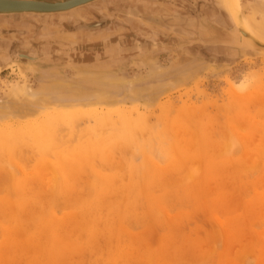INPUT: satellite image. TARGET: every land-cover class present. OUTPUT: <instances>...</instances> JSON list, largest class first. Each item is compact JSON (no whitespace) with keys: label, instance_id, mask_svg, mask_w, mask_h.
Here are the masks:
<instances>
[{"label":"rangeland","instance_id":"rangeland-1","mask_svg":"<svg viewBox=\"0 0 264 264\" xmlns=\"http://www.w3.org/2000/svg\"><path fill=\"white\" fill-rule=\"evenodd\" d=\"M254 2L242 0L241 15L264 39V5ZM222 6L221 0H100L71 14L0 15V264H103L123 249L131 255L124 264H264V54L203 43L232 37L236 26ZM139 12L164 23L137 18ZM138 41L156 46L127 50ZM91 108L122 116L113 114L102 125L84 116L60 120L39 146L19 133L45 114ZM131 108L138 114H129ZM123 116L129 123L140 119L127 146L117 130ZM12 134L4 155L1 136ZM86 148L90 164L60 169ZM163 148L172 158L162 156ZM142 164L152 169L148 185L131 174ZM107 177L114 191L107 202L118 209L109 223L115 232L98 219L101 232L88 245L90 223L77 220L80 210L72 201ZM132 182L138 188L128 197ZM64 199L75 208H65ZM51 210L62 219L57 229L72 249L48 255L43 228ZM37 212L45 213L39 228L29 222Z\"/></svg>","mask_w":264,"mask_h":264},{"label":"bare ground","instance_id":"bare-ground-1","mask_svg":"<svg viewBox=\"0 0 264 264\" xmlns=\"http://www.w3.org/2000/svg\"><path fill=\"white\" fill-rule=\"evenodd\" d=\"M106 1V0H105ZM149 1V0H148ZM162 1V0H161ZM211 1V0H210ZM254 1V0H253ZM261 1H263V3H264V0H261ZM139 2V1H138ZM168 2V1H167ZM177 2V1H176ZM242 0H221V3H222V7H223V9L226 11V12H231V13H233L234 15H235V20H236V22L238 23V24H242V22L240 21V20H238V17H237V13H239V11L238 10H240L241 9V7H242ZM105 3V2H104ZM109 3H110V1H109ZM210 3V2H209ZM212 3V2H211ZM255 3V2H254ZM154 4V3H153ZM171 4V3H170ZM247 5V4H246ZM126 7H127V5H125ZM251 6V5H250ZM258 6V5H257ZM260 6V5H259ZM92 7V6H91ZM134 7V6H133ZM215 7V6H214ZM247 7V6H246ZM117 8V7H116ZM159 9H160V7H158ZM180 8V7H179ZM84 9V8H83ZM90 9V8H89ZM247 9V8H246ZM86 10V9H85ZM115 10V9H114ZM122 10V9H121ZM126 10V9H125ZM130 10V9H129ZM165 10H166V8H165ZM252 11V10H251ZM250 11V12H251ZM254 11V10H253ZM136 12H137V10H136ZM72 13V12H71ZM70 13V14H71ZM173 13V12H172ZM260 13V12H259ZM69 14V13H68ZM93 14V13H92ZM157 14V13H156ZM240 14H241V10H240ZM84 15V14H83ZM171 15V14H170ZM244 15V14H243ZM208 16V15H207ZM206 16V17H207ZM74 18V17H73ZM138 18V17H137ZM140 18V17H139ZM243 18V17H242ZM72 19V18H71ZM173 19V18H172ZM197 19V18H196ZM42 20V19H41ZM113 20V19H112ZM193 20V19H192ZM248 20V19H247ZM165 21H167V20H165ZM171 21V20H170ZM180 21H182V20H180ZM195 21V20H194ZM244 21V20H243ZM246 21V20H245ZM245 21H244V23H245ZM254 21V20H253ZM205 23V22H204ZM232 23V22H231ZM253 23V22H252ZM65 24V23H64ZM192 24V23H191ZM198 24V23H197ZM157 25V24H156ZM155 25V26H156ZM184 25V24H183ZM208 25V24H207ZM245 25H246V23H245ZM263 25V24H262ZM171 26V25H170ZM188 26V25H187ZM190 26V25H189ZM192 26H193V24H192ZM248 26V25H247ZM255 26V25H254ZM254 26H253V28H254ZM199 27V26H198ZM258 27V26H257ZM260 27V26H259ZM259 27H258V29H259ZM160 28V27H159ZM229 28V27H228ZM248 28V27H247ZM252 28V27H251ZM149 29V28H148ZM185 29H188L187 27L185 28ZM223 29V28H222ZM119 30V29H118ZM150 30V29H149ZM157 30V29H156ZM163 30V29H162ZM194 30V29H193ZM232 30V29H231ZM245 30V29H244ZM263 30V29H262ZM152 31V30H151ZM155 31V30H154ZM246 31V30H245ZM256 31V30H255ZM259 31H260V29H259ZM212 32V31H211ZM210 31H209V33L210 34H213V33H211ZM243 32V31H242ZM247 32V31H246ZM196 33V32H195ZM256 37H258V38H261V37H259L258 35H256V33H254V32H252ZM258 33V32H257ZM164 34V33H163ZM165 34H166V31H165ZM173 34V33H172ZM206 34V33H205ZM242 35H243V33H241ZM119 35H121V34H119ZM183 35V34H182ZM197 35V34H196ZM200 35V34H199ZM122 36V35H121ZM145 36V35H144ZM153 36H154V34H153ZM119 37V36H118ZM139 37V36H138ZM162 37V36H161ZM233 37H235L234 35H233ZM177 38V37H176ZM103 39V38H102ZM119 39V38H118ZM189 39V38H188ZM240 39H242V36L240 37ZM262 39V38H261ZM203 40V39H202ZM123 41V40H122ZM129 41V40H128ZM157 41V40H156ZM168 41V40H167ZM181 41V40H180ZM120 42V41H119ZM155 42V41H154ZM163 42V41H162ZM165 42V41H164ZM106 43V42H105ZM125 44V43H124ZM173 44V43H172ZM104 45V44H103ZM113 45V44H112ZM139 45H141V44H139ZM195 45H197V44H195ZM199 45V44H198ZM165 47H167V46H165ZM172 47V46H171ZM153 48V47H152ZM196 48H197V46H196ZM120 49V48H119ZM113 50V49H112ZM247 50V49H246ZM114 51V50H113ZM110 52V51H109ZM252 53V52H251ZM115 54V53H114ZM111 55V54H110ZM124 55V54H123ZM257 55V54H256ZM109 57V56H108ZM118 57V56H117ZM262 58L264 59V57L262 56ZM16 85V83H13V86H15ZM7 88V87H6ZM254 91V90H253ZM231 93H233L232 91H231ZM235 93V92H234ZM235 97H236V94H235ZM257 100H258V98H257ZM264 102V101H263ZM119 112L120 111H117V110H108V109H105V110H98V109H96V108H91L90 110H87V111H84V112H82V113H78V114H73V115H65V113H63V112H57V113H50V114H45L46 116H45V118L43 119V122L42 121H40V122H38V123H36V124H34L33 126H31L30 128H28V129H26L27 131H21V132H19L20 134H28V137H30L31 136V138L38 144V146L39 145H41V144H43L44 142H45V140H46V138H45V134H47L45 131H47L49 128H52L53 126H55L57 123H59V121L60 120H65V119H71V118H73V117H79V116H84V117H91V118H93V120L95 121V122H97L98 124H100V125H102V124H105V123H107V122H109L110 121V123H111V116L113 115V114H115V115H118V116H122V115H120L119 114ZM129 114H133L134 113V115L135 114H138V112H137V110L135 109V108H131V109H129L128 111H127ZM125 116H123V117H120L119 118V122H118V126H119V128H117V130L119 129V135H120V138H121V141L122 142H124L125 144H126V141L127 140H130V138L133 136V134L132 133H134V130L136 129V132H139V128H141V127H139V124H140V119H139V122L137 121V120H135L136 122L134 123H129L128 121H129V119L128 118H124ZM133 116H131V118H132ZM136 117V116H135ZM134 118H132V119H130V120H132V121H134L133 120ZM136 119V118H135ZM121 121V122H120ZM72 122V121H71ZM138 122V123H137ZM143 123V122H142ZM65 124V123H64ZM97 124V125H98ZM112 125V124H111ZM142 125H144V124H142ZM57 126V125H56ZM115 126V125H114ZM114 126H112L113 128H114ZM103 127V126H102ZM139 127V128H138ZM115 130H116V128H115ZM261 131H263V130H261ZM15 133V132H14ZM19 133H17V134H19ZM11 134V133H10ZM16 134V135H17ZM135 134V133H134ZM161 134V133H160ZM16 135H5V136H1V137H3L2 138V141H3V149L5 150V148L4 147H7L6 148V151L4 152V155H5V153L6 154H8L7 153V151L9 150V149H12V148H10L11 147V145L14 143L13 142V140L15 139V137L14 136H16ZM51 135H52V133H51ZM136 135H137V133H136ZM50 136V135H49ZM53 136V135H52ZM193 136H194V134L192 135V138L191 139H193ZM54 137V136H53ZM116 137V136H115ZM138 137V136H137ZM56 138V137H55ZM119 138V137H118ZM157 138V137H156ZM22 139V138H21ZM49 139V138H48ZM19 140V139H18ZM32 140V141H33ZM52 140V139H51ZM109 140H110V138H109ZM17 141V140H16ZM27 141V140H26ZM47 141V140H46ZM53 141V140H52ZM55 141V140H54ZM256 141V140H255ZM258 141V140H257ZM18 142V141H17ZM20 142H21V140H20ZM29 142H30V139H29ZM35 142H33V143H35ZM91 142H92V140H91ZM106 142V141H105ZM114 142V141H113ZM129 143H130V141H128ZM127 142V143H128ZM136 142V141H135ZM180 142V141H179ZM190 141H188V142H186V144L188 143V145L190 144L189 143ZM23 143V142H22ZM24 143H25V141H24ZM27 143V142H26ZM25 143V144H26ZM46 143V142H45ZM52 143V142H51ZM50 143V144H51ZM97 143V142H96ZM146 143V142H145ZM171 143V142H170ZM181 143V142H180ZM50 144H47V145H50ZM90 144V143H89ZM118 144V143H117ZM131 144V143H130ZM9 145H10V147H9ZM30 145V144H29ZM46 145V144H45ZM46 145V146H47ZM96 144H94V146H95ZM128 144H126V146H127ZM136 145V144H135ZM173 145V144H172ZM192 146L190 147V148H193V146H194V144H193V142H192V144H191ZM259 145H260V143H259ZM262 145V144H261ZM37 146V145H36ZM43 146V145H42ZM46 146H45V148L44 149H46ZM50 146H53V145H50ZM94 146H93V148H94ZM99 146V145H98ZM104 146V145H103ZM106 146V145H105ZM96 147V146H95ZM100 147V146H99ZM50 148V147H49ZM89 148V147H88ZM101 148V147H100ZM169 148H171V147H169ZM168 148V149H169ZM36 149V148H35ZM42 149V148H41ZM44 149H43V152H44ZM92 149V148H91ZM95 149V148H94ZM167 149V148H166ZM165 149V151H164V148H163V151H162V156L165 158L166 156H167V158L168 157H170V158H172L171 156H172V151L171 150H166ZM174 149V148H173ZM258 149V148H257ZM51 150V149H50ZM87 150V148L86 149H84V151H80V152H83V155L82 154H80L79 155V153L76 155V156H72V158H70V159H68V160H65V162L62 164V166L60 167V169L61 168H65L66 166H68L67 168H69L70 170H71V168H73L72 166H74V165H80L81 163L83 164V165H85L86 163H89V161H91V159L93 160V158L91 157V156H93V154L92 153H90V154H84V152L85 153H89V151H86ZM96 150V149H95ZM261 150V149H260ZM45 151H48V147H47V150H45ZM94 151V150H93ZM104 151H106V149H104ZM146 151V150H145ZM161 151V150H160ZM260 152V151H259ZM258 152V153H259ZM94 153V155H95V152H93ZM97 153V152H96ZM105 153V152H104ZM106 153H108V150L106 151ZM46 154V153H45ZM52 154H54V153H52ZM109 154V153H108ZM107 154V155H108ZM176 154V153H175ZM43 155H44V153H43ZM42 155V156H43ZM98 155V154H97ZM253 155V154H252ZM252 155H250V156H252ZM46 156V155H45ZM55 156H57V155H55ZM71 156V155H70ZM69 156V157H70ZM99 156V155H98ZM177 156H180V155H178L177 154ZM176 156V157H177ZM253 156H256V155H253ZM97 157V156H96ZM160 157V156H159ZM91 158V159H90ZM152 158V157H151ZM150 158V159H151ZM248 158V157H247ZM251 158V157H250ZM249 158V159H250ZM254 158V157H253ZM61 159H62V157H61ZM106 159H108V157L106 158ZM109 159H111L110 158V155H109ZM46 160H49V159H47L46 158ZM64 160V159H63ZM63 160H60V161H63ZM248 161V160H247ZM251 161H254V160H251ZM107 162V161H106ZM152 162V161H151ZM143 163V162H142ZM253 163V162H252ZM255 163H256V161H255ZM90 164V163H89ZM88 164V165H89ZM55 165V164H54ZM58 165V164H57ZM56 165V166H57ZM80 166H82V165H80ZM151 166V165H150ZM78 167V166H77ZM148 167V165L147 164H145V165H140V166H137V167H132V169H131V174H132V176H135V177H137L138 178V181L139 182H144L145 181V183H147V185H148V178L150 177V174L152 175V169H150V168H147ZM197 168V167H196ZM74 169H72V171H73ZM11 173H13V172H11ZM60 173H62V172H60ZM68 173H70V172H68ZM1 174V173H0ZM9 174V173H8ZM14 174V173H13ZM12 174V175H13ZM50 175V174H49ZM55 175V174H54ZM44 176V175H43ZM11 177H13V176H11ZM46 177V176H45ZM5 178V177H4ZM47 178V177H46ZM45 178V179H46ZM53 178V177H52ZM97 178V177H96ZM10 179V178H9ZM4 180V179H3ZM6 180V179H5ZM98 180V179H97ZM148 181V182H147ZM7 182V181H6ZM48 182H50V181H48ZM53 182V181H52ZM93 182V181H92ZM91 182V183H92ZM110 182V179L107 177V178H104V179H102V180H100L98 183L99 184H96V186H98V187H95V188H93V190L92 191H90L88 194H87V196L84 198V199H82V197H81V199H80V201H77V202H73L72 201V203L74 204V206H77L76 208H78L79 210H80V218L78 217L77 218V220L78 221H80V223H90L89 225H90V230H89V239L87 240V243H88V245H89V243H94V240L96 239V237L98 236V231H99V229H98V225H97V223H98V219H100V220H103V223H104V225H105V227L107 228V229H111L112 230V232H115V230L113 229L114 228V226L112 225H109V223H111V221L113 220L111 217L114 215V212H116L115 210H118V209H116L117 207H115V206H112L111 207V205H110V203H108L107 202V195L109 194V193H111V192H114V191H111L112 189L110 188V185H108V183ZM137 182V181H136ZM136 182H132V184H130L129 185V187H128V190H127V192H128V197H130L131 195L130 194H133V193H135L136 192V189L138 188L137 186H134V184L136 183ZM151 182V181H150ZM51 183V182H50ZM50 183H49V188H50ZM114 183V182H113ZM163 183V182H162ZM110 184V183H109ZM47 185V184H46ZM45 185V186H46ZM54 186V185H53ZM56 186H57V184H56ZM168 186V185H167ZM47 187V186H46ZM65 188H66V190L68 189V187H66V186H64ZM126 187V186H125ZM62 188V187H61ZM118 188V187H117ZM46 189V188H45ZM45 189H43V190H45ZM87 189V188H86ZM92 189V188H91ZM91 189H89V190H91ZM70 190V189H69ZM84 190H85V188H84ZM117 190V189H116ZM46 191H48V190H46ZM61 192L63 191V193L65 192V190H64V188H63V190H60ZM123 191V190H122ZM143 191V190H142ZM60 192V193H61ZM83 192V191H82ZM86 192H88V190L86 191ZM57 193V188H53V190L51 191V195L52 196H54L55 194ZM67 193V192H66ZM117 193V192H116ZM120 193V192H119ZM29 194H31V193H29ZM68 194V193H67ZM71 195V194H70ZM84 195V194H83ZM118 195V194H117ZM120 195V194H119ZM135 195V194H134ZM73 196V195H72ZM78 197V196H77ZM58 198V197H57ZM55 199V198H54ZM66 199V198H65ZM64 199V200H65ZM46 200V199H45ZM50 200V199H49ZM63 200V202H64V204H65V208H67V206L66 205H69L68 207L71 209H73V208H75L74 206H70V204H72L71 202H69V201H64ZM53 201V200H52ZM54 201H56V200H54ZM59 201V200H58ZM125 201V200H124ZM154 201V200H153ZM50 202V201H49ZM62 202V203H63ZM67 202V203H66ZM121 202V201H120ZM47 203V202H46ZM45 203V204H46ZM61 203V202H60ZM69 203V204H68ZM22 204V203H21ZM49 204V203H48ZM64 204H63V206L62 207H64ZM72 204V205H73ZM112 204V203H111ZM143 205V204H142ZM14 206V205H13ZM47 206V205H46ZM55 206V205H54ZM54 206H53V208H54ZM120 206V205H119ZM144 206V205H143ZM4 207V206H3ZM3 207H0V212H2L1 211V208L3 209ZM20 207H22V206H20ZM19 207V208H20ZM18 208V209H19ZM41 208V207H40ZM49 208V207H48ZM142 208V207H141ZM21 209V208H20ZM37 209V208H36ZM35 209V210H36ZM103 209H109V211H108V213L106 214V215H103L102 213H101V211L103 210ZM113 209H115V210H113ZM143 209V208H142ZM167 209H169V208H167ZM4 210H5V208H4ZM26 210V209H25ZM28 210V209H27ZM6 211V210H5ZM31 211V210H30ZM21 212H22V210H21ZM45 212H47V211H45ZM118 212V211H117ZM157 212V211H156ZM25 213V212H24ZM38 213V212H37ZM37 213H35L34 215L36 216V214ZM40 213V212H39ZM37 214V216L35 217V219L33 220V219H31L30 220V217H29V219H28V217H27V221H29V222H31L33 225H37V228H39L40 226H41V220H40V216L41 215H44L45 213L44 212H41L40 214ZM123 213H125V211H123ZM2 214H3V212H2ZM6 214V213H5ZM51 216H50V218L48 219H45L46 220V225L44 226V228H43V231L45 232V233H47L48 232V237H49V239H50V242H51V245L50 246H48V248L47 249H45L44 251H45V253H47L48 255L50 254H54V253H58V251L59 250H63V252L67 249H72V242L71 243H68L67 244V242H63V240H62V238H60V236H61V234H59V232H58V229H57V225H59L60 223H58L57 224V222H61L62 223V219H58L56 216H55V214L53 213V211L51 210ZM165 215H166V212L164 213ZM213 214V213H212ZM9 215V214H8ZM7 215V216H8ZM73 217H77L78 216V214L76 215H74V214H71ZM83 215V216H82ZM102 215V216H101ZM0 216H1V214H0ZM10 216V215H9ZM24 216V215H23ZM22 216V217H23ZM26 216L27 215H25V218H26ZM11 217V216H10ZM72 217V218H73ZM87 217V218H86ZM156 217V216H155ZM154 217V218H155ZM145 219V218H144ZM217 219V218H216ZM215 219V220H216ZM1 220V219H0ZM5 220V219H4ZM44 220V221H45ZM72 220V219H71ZM76 220V219H75ZM155 220V219H154ZM43 221V222H44ZM74 221V220H73ZM143 223H144V221H143ZM43 224V223H42ZM68 225V224H67ZM66 226V225H65ZM72 227H73V225H72ZM89 227V226H88ZM101 227V226H100ZM157 227V226H156ZM0 228H2V226H0ZM117 228V227H116ZM74 229V228H73ZM118 229V228H117ZM2 230H4V229H2ZM40 230V229H39ZM70 230H71V228H70ZM82 230V229H81ZM228 230V229H227ZM31 231V230H30ZM110 231V230H109ZM231 231V230H230ZM229 231V232H230ZM23 232V231H22ZM69 232V231H68ZM99 232H101V231H99ZM111 232V231H110ZM232 232V231H231ZM8 233V232H7ZM16 233H18V232H16ZM79 233V232H78ZM121 232H118V231H116V234L118 235V234H120ZM4 234V233H3ZM15 234V233H14ZM25 234H26V232H25ZM100 234V233H99ZM108 234V233H107ZM115 234V233H114ZM116 234H115V236H116ZM23 235H24V232H23ZM229 235H231V234H229ZM20 236V235H19ZM83 236V235H82ZM100 236H101V234H100ZM99 236V237H100ZM16 237H17V235H16ZM21 237V236H20ZM98 237V238H99ZM19 238V237H18ZM236 238V237H235ZM64 239V238H63ZM34 240V239H33ZM36 241V240H35ZM29 242V241H28ZM100 242H101V240H100ZM103 242V241H102ZM161 242V241H160ZM164 242V241H163ZM35 243H37V242H35ZM34 243V244H35ZM77 243V242H76ZM120 243H121V241H120ZM14 244V243H13ZM7 245H9V243L7 244ZM17 245V244H16ZM38 245V244H37ZM37 245H34V246H36V247H39V245L37 246ZM94 245V244H93ZM118 245V244H117ZM25 246V245H24ZM68 246L70 247V248H68ZM78 246H80V245H78ZM101 246V245H100ZM134 246H135V244H134ZM2 247V246H1ZM9 247H10V245H9ZM16 247V246H15ZM19 247H21V246H19ZM75 247V246H74ZM92 247V246H91ZM144 247H145V245H144ZM4 248L7 250V249H9L8 247L6 248V245L4 246ZM44 248V247H43ZM100 248V247H99ZM98 247H97V249H99ZM134 248V247H133ZM139 248V247H138ZM151 248V247H150ZM160 248V247H159ZM2 249H3V247H2ZM4 249V250H5ZM20 249V248H19ZM22 249H23V247H22ZM122 249V248H121ZM155 249V248H154ZM154 249H152V251H154ZM1 250V249H0ZM3 250V251H4ZM100 250V249H99ZM101 250H102V248H101ZM124 250V249H123ZM123 250H121L120 252H117V251H112V253L108 256V257H105V258H103L102 259V263L103 264H117V263H119V261H120V264H124L125 262H126V260H127V257H129L130 258V256L131 255H129V253H126V252H123ZM126 250V249H125ZM130 250V249H129ZM142 250H143V248H142ZM160 250H161V248L159 249V252H160ZM42 251H43V249H42ZM41 251V252H42ZM92 251H94V249L92 250ZM102 251H104V250H102ZM141 251V250H140ZM5 252V251H4ZM3 252V253H4ZM28 252V251H27ZM60 253H61V251H59ZM88 252H90V251H88ZM96 252H97V254H98V251L96 250ZM115 252V253H114ZM91 253V252H90ZM140 253V252H139ZM153 253V252H152ZM155 253H156V251H155ZM41 254V253H40ZM63 255H64V253H62ZM138 254V253H137ZM211 254V253H210ZM5 255V254H4ZM11 255V254H10ZM32 255V254H31ZM86 255V254H85ZM108 255V253L106 254V256ZM142 255V254H141ZM147 255H148V258H149V256H152V255H149L148 253H147ZM163 255V254H162ZM207 255V254H206ZM2 256H3V254H2ZM6 256V255H5ZM44 256V255H43ZM66 256V255H65ZM90 256V255H89ZM97 257H98V255H96ZM135 256H136V254H135ZM4 257V256H3ZM96 257V258H97ZM134 257V256H133ZM138 257V256H137ZM139 257H140V255H139ZM6 259V258H5ZM64 259V258H63ZM82 259V258H81ZM89 259H90V257H89ZM101 259V258H100ZM132 259H136V258H132ZM4 260V259H3ZM2 260V261H3ZM95 260V259H94ZM139 260H141V258L139 259ZM18 261V260H17ZM136 261V260H135ZM150 261V260H149ZM27 262V261H26ZM74 262V261H73ZM88 262V261H87ZM139 262H141V261H139ZM165 262H166V260H165ZM8 263V262H7ZM30 263V262H29ZM35 263V262H34ZM38 263V262H37ZM36 263V264H37ZM66 263V262H65ZM75 263V262H74ZM154 263H156V262H154ZM63 264V263H62ZM81 264V263H80ZM97 264V263H96ZM161 264H163V263H161ZM167 264V263H166Z\"/></svg>","mask_w":264,"mask_h":264},{"label":"water","instance_id":"water-1","mask_svg":"<svg viewBox=\"0 0 264 264\" xmlns=\"http://www.w3.org/2000/svg\"><path fill=\"white\" fill-rule=\"evenodd\" d=\"M100 0H0V15H6L13 17L20 14H32V15H43L46 16H57L61 14H67L72 11H75L84 6L99 2ZM255 3L258 5H264L263 1L255 0ZM241 10V9H240ZM237 13L238 20L242 24H238L235 20V15L231 12H228L236 26L233 32L232 37H226L225 39L219 40V38H206L203 39V43H222L225 45H237L242 48H248L255 50L257 52L264 54V39L256 37L245 25L242 15ZM137 17L149 23L163 24L164 21L157 15L146 14V13H136ZM223 20L227 25H229V20L224 16ZM247 31H245V30ZM173 30V29H171ZM243 31V32H242ZM243 33V35L241 34ZM233 35L235 37H233ZM242 36V39L240 37ZM141 44V45H139ZM156 43L151 41H138L132 46L127 48V50L133 49H143L148 47H155Z\"/></svg>","mask_w":264,"mask_h":264}]
</instances>
